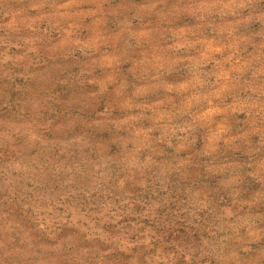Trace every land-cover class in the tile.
I'll return each mask as SVG.
<instances>
[{
  "label": "rangeland",
  "instance_id": "obj_1",
  "mask_svg": "<svg viewBox=\"0 0 264 264\" xmlns=\"http://www.w3.org/2000/svg\"><path fill=\"white\" fill-rule=\"evenodd\" d=\"M30 2L0 0V264H264V199L251 203L264 192L251 175L264 160V21L230 37L216 26L240 17L161 15L198 0H107L105 42L61 49L66 21L6 27ZM93 19L73 38L89 40ZM208 23L188 38L236 46L197 63L206 46L176 48L174 33ZM136 128L151 129L144 147Z\"/></svg>",
  "mask_w": 264,
  "mask_h": 264
},
{
  "label": "clouds",
  "instance_id": "obj_2",
  "mask_svg": "<svg viewBox=\"0 0 264 264\" xmlns=\"http://www.w3.org/2000/svg\"><path fill=\"white\" fill-rule=\"evenodd\" d=\"M107 0H63V2H57V0H31L28 4V8H21L17 10H13L10 14L12 15L13 19L6 25L9 29L19 30L20 27H27L33 28L34 25L38 24L39 22L48 20H56L57 24L61 22H67V27L64 29L65 31V38L60 42L58 45L59 48L63 49L65 47L71 46H81V47H91V48H98L102 43L105 42V39L99 29L98 25L102 22L103 16L106 11H115V9H105V3ZM88 5V7H85ZM252 6V0H198L196 3H191L186 5L183 8L175 7L167 13L162 12L161 15L165 18L178 15L180 13L186 12L193 16H197L201 21H207L208 17L211 16H236L240 17L236 19L234 22L230 21L225 25H217L216 27L219 29L220 32L227 31L230 37L234 36L237 28L241 24H246L249 21L255 19L264 21V13H261L258 16H253V14H249L248 16H241L242 10L246 8H250ZM121 8H127L130 6L121 5ZM49 8L52 11L45 12L44 9ZM141 9H145L148 12H151L153 9L156 8L155 3H150L148 5H141ZM28 10H36L39 12L36 16H30L27 14ZM89 17H94L92 21V26L94 28V35L86 41H81L79 39H74V35L76 31L81 27L82 22ZM212 26L210 23L208 24H200L197 25L196 28H181L177 30L174 34L177 36L178 41L175 45L176 48L181 47H194L197 44L205 45V51L201 53L202 60L197 61V63L206 62L208 59L213 57L214 53L223 52L226 48H234L235 44H217L215 40H209L204 37H200L199 39L190 40L188 38L189 34L195 36L198 32H201L204 27ZM237 42L240 39H248V37H235ZM31 51H37L35 47L30 49ZM195 59V58H193ZM231 59V57H228ZM101 67H111V63L107 62L106 57H102L100 59ZM114 82V76L109 74L105 80L100 81L101 87L104 88L107 86L108 83ZM199 82V81H197ZM195 85H193L194 87ZM181 88L187 87V85H181ZM148 89H141L139 90L138 94H142L146 92ZM207 99V96L204 97H194V99ZM128 107H140V108H155L156 105L150 104H139L133 105L131 101L127 104ZM210 111H217L216 109H211ZM207 115V113H206ZM144 118L143 113L139 115H133L127 117L125 120L121 121V124H126L129 127H133L135 122ZM165 118L164 114L157 115L153 117L156 121L163 120ZM168 119H171L169 116ZM165 135H167L168 126L165 124ZM151 129L145 130L143 128H136L135 135L137 137V143L139 147H144L147 145L149 137L148 132ZM225 131L224 129H219L212 133L210 139L213 141L219 140L221 138L222 132ZM228 142V141H226ZM264 144V140L261 142ZM185 145H181L184 147ZM183 163V162H181ZM224 166H221L220 170H223ZM259 180L264 181V160H261L257 163L256 171L251 173ZM235 178H233L234 180ZM231 182V181H230ZM264 199V192L257 193L255 199L251 203H255ZM255 235V233H253Z\"/></svg>",
  "mask_w": 264,
  "mask_h": 264
}]
</instances>
